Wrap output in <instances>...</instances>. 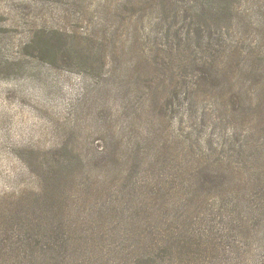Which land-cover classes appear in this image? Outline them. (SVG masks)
<instances>
[{"label":"rangeland","instance_id":"374dc122","mask_svg":"<svg viewBox=\"0 0 264 264\" xmlns=\"http://www.w3.org/2000/svg\"><path fill=\"white\" fill-rule=\"evenodd\" d=\"M159 1L0 0L2 229L13 228L24 212L26 225H43L53 203L46 201L59 192L55 197H65L71 215L65 220L76 228L74 235L97 241L99 226L107 223L95 217L127 207L122 184L149 186L172 175L178 197L169 211L176 209V222L199 220L212 206L216 214L217 199L249 210L257 176L264 173V66L251 74L245 59L257 60L264 45V15L246 16L238 0H229L225 15L217 14L216 32L205 36L212 41L210 58L208 50L197 51L194 35L189 47L175 49L187 26L166 36ZM190 1L179 0V6ZM39 41L56 46L39 50ZM203 52L202 63L214 59L218 66L215 87L198 86L201 73L191 67ZM182 53L188 57L177 67ZM217 152L233 173L220 174L222 187L201 189L198 177L217 170ZM118 177L120 182L102 184ZM165 220L177 225L172 217ZM255 221L249 215L245 229L230 231L236 251L216 264H257ZM120 224L111 218L109 227ZM13 258L0 256V264L20 263Z\"/></svg>","mask_w":264,"mask_h":264},{"label":"trees","instance_id":"16d2710c","mask_svg":"<svg viewBox=\"0 0 264 264\" xmlns=\"http://www.w3.org/2000/svg\"><path fill=\"white\" fill-rule=\"evenodd\" d=\"M242 1L238 0L237 5L243 7L242 9L247 12L246 16H252L254 19L257 17L262 20L264 13L260 0ZM250 1L253 5L248 9L244 2L249 3ZM159 2L157 10L163 16L160 19V26L165 29L166 36L173 27L180 30L184 25L187 26L185 32L179 31L175 49L182 52L185 47H189L190 36L194 35L198 47L197 51L200 49L208 50L211 58L212 41L210 39L205 41V36L208 34L211 37L212 32H216L215 29L219 26L217 14H224L229 10V0H191L186 8L179 6V0H160ZM189 12L195 16H204L206 22L204 21V24L195 23L192 17L188 16ZM257 25L261 26L262 22ZM193 27L194 31H192ZM257 30L258 33L262 31L260 28ZM38 44L39 50L56 46L50 42H43L42 44L39 41ZM46 50L44 52H47ZM258 51L260 53L256 55L257 60L245 59L247 66L251 69V74L255 72V69L256 71L259 70L262 64L264 66L263 44L258 46ZM204 54V52L199 54L196 61L190 60L191 65H193L191 67L199 68L198 71L201 73L203 81L199 82L198 86L215 87L218 85L216 82L219 79V69L214 59H209L208 64L202 63L200 60L205 58L203 57ZM187 57L183 53L180 54L177 58V67L185 61L182 59ZM184 84V81L176 82L172 88ZM233 99L236 98L231 97V101ZM132 144L135 150H138L137 143L132 141ZM217 154L218 157L215 161L217 170L212 171L211 175L201 174L198 177V184L201 189L211 186L220 188L224 179V176L220 174L233 173L229 164L225 162L227 157L223 156L221 152H217ZM59 163H56L57 166L54 167L60 166ZM263 174H258L255 181V197L254 200L250 201L249 210H241L239 202L217 199L216 202L220 204L216 214L211 213L215 210L212 206L210 213L202 215L199 220L194 221L186 217L176 222V209L173 213L169 211V208L173 206L171 202L178 197L177 193L172 190L175 181H178L175 175H172L174 178L172 180L160 178L149 186L143 187L142 185L136 187L134 184L129 187V182L124 183L121 187L125 186V189H121L125 190L129 196L124 202L127 207L112 208L107 213H101L98 215L99 217H95L96 220L99 219L101 222L107 223L104 226H99L101 229L96 232L97 241L94 239L83 240L74 235L77 233L76 228L65 220V217L71 216L69 207L64 200L65 197L57 198L55 197L56 194H61L59 192L52 193L46 204L53 203L45 210L49 214L44 219L42 218L43 225H26L27 214L24 212V216H20V220L13 228L2 229L0 226V256L12 254L14 255L13 261L20 262L19 264L22 262H30L31 264H44L46 262L51 264L63 262L66 264H86L80 262L84 258L92 261L91 264L223 263L234 254V250L236 251L234 247L235 238L230 237V231L237 227H240L241 230L245 229V225L248 224L245 222L251 215L256 220L255 232L260 234L259 240H255V262L264 264V178L261 177ZM53 179L55 180V177ZM111 180L104 178L102 184L111 185L114 182H120L121 178L118 177L115 180L111 178ZM168 183L170 190L167 188ZM189 193L198 194L195 190ZM138 197L141 198L140 201H138ZM245 211L247 214L244 213ZM168 217H172V222L177 225L167 224L165 219ZM111 218L120 221V226L109 227ZM160 219H163L162 227L158 225ZM60 220H62L63 225H61L62 223L54 225V221L59 222ZM226 249L227 255L224 254Z\"/></svg>","mask_w":264,"mask_h":264}]
</instances>
